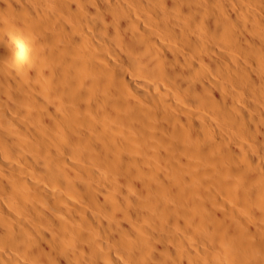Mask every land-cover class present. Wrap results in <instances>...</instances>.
Here are the masks:
<instances>
[{"label":"bare ground","instance_id":"1","mask_svg":"<svg viewBox=\"0 0 264 264\" xmlns=\"http://www.w3.org/2000/svg\"><path fill=\"white\" fill-rule=\"evenodd\" d=\"M0 264H264V0H0Z\"/></svg>","mask_w":264,"mask_h":264}]
</instances>
